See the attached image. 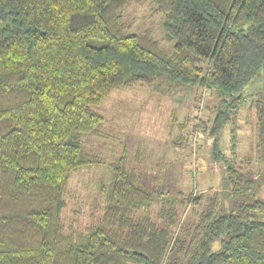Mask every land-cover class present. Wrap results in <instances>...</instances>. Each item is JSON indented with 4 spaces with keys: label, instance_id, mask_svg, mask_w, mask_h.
<instances>
[{
    "label": "trees",
    "instance_id": "1",
    "mask_svg": "<svg viewBox=\"0 0 264 264\" xmlns=\"http://www.w3.org/2000/svg\"><path fill=\"white\" fill-rule=\"evenodd\" d=\"M135 1L0 0V264H264V99L255 104L262 168L231 162L221 143L264 73V0H153L172 51L123 21ZM157 82L217 97L211 155L239 201L228 211L221 192H189L194 221L180 224L172 210L160 227L147 210L166 192L148 190L124 152L110 163L101 218L67 231L71 173L104 162L82 143L107 136L97 108L117 88Z\"/></svg>",
    "mask_w": 264,
    "mask_h": 264
},
{
    "label": "rangeland",
    "instance_id": "2",
    "mask_svg": "<svg viewBox=\"0 0 264 264\" xmlns=\"http://www.w3.org/2000/svg\"><path fill=\"white\" fill-rule=\"evenodd\" d=\"M155 9L153 0H137L122 19L134 32L151 28L161 46L172 51L174 42L166 39L163 14ZM262 99L264 73L249 83L243 104L232 114L221 135L222 150L231 162L248 158L259 170L262 163L256 156L255 104ZM217 104V97L209 90L180 82L171 87L157 82L152 86L135 84L113 90L97 108L106 118L107 136L82 137L85 147L99 153L104 162L71 173L67 203L61 213L66 230L84 229L101 218L107 199L104 188L113 178L110 163L124 152L129 168L141 174L148 190L166 192L147 210L160 227L170 223L168 212L172 210L180 224L194 221L191 206L182 198L189 192H202L205 200L221 192L223 208L233 209L239 200L228 195L230 186L224 165L211 155V127ZM256 196L264 199V180ZM202 209L200 205L198 210ZM221 246L220 239L213 249Z\"/></svg>",
    "mask_w": 264,
    "mask_h": 264
}]
</instances>
